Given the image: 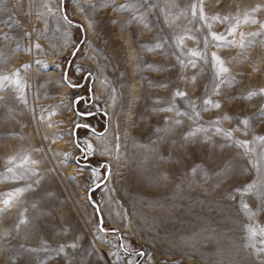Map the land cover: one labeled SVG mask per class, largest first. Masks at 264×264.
<instances>
[{"label":"rangeland","instance_id":"374dc122","mask_svg":"<svg viewBox=\"0 0 264 264\" xmlns=\"http://www.w3.org/2000/svg\"><path fill=\"white\" fill-rule=\"evenodd\" d=\"M64 4L0 0V264H264V0Z\"/></svg>","mask_w":264,"mask_h":264},{"label":"snow or ice","instance_id":"6c2138e0","mask_svg":"<svg viewBox=\"0 0 264 264\" xmlns=\"http://www.w3.org/2000/svg\"><path fill=\"white\" fill-rule=\"evenodd\" d=\"M202 2H203V0H201V4H202ZM121 7H125V6H121ZM193 11H195V5H193ZM214 39L221 40V39H223V37H221V36H215L214 35ZM197 54L198 53L193 52V55H197ZM216 61H217V66H218V74L227 73L229 71L228 68H226V67L223 66V61L219 57L216 58ZM4 79H8V78L7 77H4ZM17 83H19V81H17ZM260 94H264V89L261 90V93ZM176 95L183 96V95H185V93L177 92ZM255 95H257L256 92H250L246 98L247 99H251ZM204 103L205 104H210L213 108H220L221 107V104L219 102H215L214 103L211 100H205ZM168 110H170V109H168ZM225 118L226 119H230V117H225ZM177 123H180V121H177ZM242 123L245 126H247L249 124V121H248V119H244L242 121ZM218 131H222V130L221 129H218ZM194 135H195L194 132L193 133H189V136H194ZM226 135L231 136V132L226 133ZM257 139L260 140V141H262V142H264V136L257 137ZM240 146L241 147H245L246 146V142H243V141L240 142ZM9 170H11V169H9ZM192 171L195 172L196 169H193ZM225 172H227V169H225ZM257 172H259V169L258 168H257ZM260 182L261 183H264V180H262ZM254 190H257V183H249L243 191L245 193H253ZM20 191H23V190H20ZM237 191H240V189H237ZM8 195L11 196L12 194L10 193ZM262 195H264V194H262ZM9 203H10L9 200H5V204H9ZM243 207H244V209L247 210L249 208V205L247 203H244L243 204ZM252 215H255V214L253 213ZM21 223H26V221L21 220ZM249 231L251 232V234L253 236L256 235L255 230L249 229ZM260 234L261 235H264V229H261ZM71 247H76V245L75 244H72ZM61 250H63V249L61 248Z\"/></svg>","mask_w":264,"mask_h":264},{"label":"water","instance_id":"95a60500","mask_svg":"<svg viewBox=\"0 0 264 264\" xmlns=\"http://www.w3.org/2000/svg\"><path fill=\"white\" fill-rule=\"evenodd\" d=\"M65 0H62V5H61V8H62V11H63V15L71 22V23H74V24H79L80 25V22L76 21L75 19H72L69 17V15L67 14V12L65 11V4H64ZM76 49L73 50V52H75ZM69 61L70 59L68 60V63H67V66H66V69H65V78L67 76V68H68V64H69ZM66 81L67 83H69L70 85H78L80 83H74L70 80H68L66 78ZM78 99V97L76 98V100ZM76 103V101H75ZM84 114H87V112H84ZM81 124H84V125H88L89 127L95 129L91 124L89 123H81ZM106 128L102 129V130H97L95 129L97 132L101 133L105 130ZM81 163H86V164H92L94 165L91 161H83ZM97 184H94L92 186H90L89 188V197H90V200L93 202V204L95 205L96 209H97V212H98V215H99V223H100V226L101 228L103 229H109L111 231H116L117 233H120L121 230L117 227V226H114V227H111V228H107L105 227V225L103 224V217L101 216V212H100V209H99V204L98 202L93 198V196L91 195V190L96 187ZM106 256V255H105Z\"/></svg>","mask_w":264,"mask_h":264}]
</instances>
